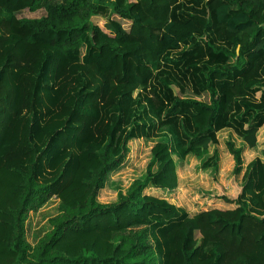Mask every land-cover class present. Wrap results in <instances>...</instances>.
<instances>
[{
	"label": "trees",
	"instance_id": "16d2710c",
	"mask_svg": "<svg viewBox=\"0 0 264 264\" xmlns=\"http://www.w3.org/2000/svg\"><path fill=\"white\" fill-rule=\"evenodd\" d=\"M263 126L264 0H0V264H264V162L242 159ZM161 129L172 142L144 177L98 202L128 142ZM223 130L245 146H225L233 209L189 215L147 192L176 190L174 157ZM53 198L32 246L29 213Z\"/></svg>",
	"mask_w": 264,
	"mask_h": 264
},
{
	"label": "rangeland",
	"instance_id": "374dc122",
	"mask_svg": "<svg viewBox=\"0 0 264 264\" xmlns=\"http://www.w3.org/2000/svg\"><path fill=\"white\" fill-rule=\"evenodd\" d=\"M43 15V10L34 12L25 10L18 13L17 17L20 19H34ZM92 21L93 23L101 22L100 25L103 26L101 16L93 17ZM157 80L155 78L153 83H157ZM160 132L152 139H139L128 142L127 157L118 169L109 174L105 187L97 195L98 202L103 204L115 202L119 191L125 192L134 180L144 177L153 144L159 141L169 142V144L172 142V136L167 130L161 129ZM217 138L218 144L211 146L207 154L202 157L189 155L184 160L174 157L179 179L176 190L161 192L148 189L147 192L167 199L170 203L185 210L189 215L218 208L219 205L221 209H233L235 205L223 203L219 198L224 196L228 199H235L239 195L242 174L234 173V162L232 157L227 154L225 146L227 143L233 144L236 148L245 146L229 130L219 132ZM255 158H259L264 162V126L257 134L256 147L252 150L245 149L242 157L243 167L245 168ZM206 163H209L210 166H205ZM57 209L58 200L53 198L39 211L29 213L25 229L27 241L32 246L38 242L46 231H49L48 220L57 214Z\"/></svg>",
	"mask_w": 264,
	"mask_h": 264
},
{
	"label": "crops",
	"instance_id": "0c3cea01",
	"mask_svg": "<svg viewBox=\"0 0 264 264\" xmlns=\"http://www.w3.org/2000/svg\"><path fill=\"white\" fill-rule=\"evenodd\" d=\"M218 208H219V209H221V208H220V205H219V207H218Z\"/></svg>",
	"mask_w": 264,
	"mask_h": 264
}]
</instances>
